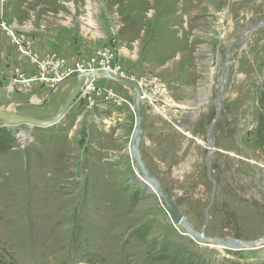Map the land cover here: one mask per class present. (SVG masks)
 <instances>
[{
  "label": "rangeland",
  "instance_id": "374dc122",
  "mask_svg": "<svg viewBox=\"0 0 264 264\" xmlns=\"http://www.w3.org/2000/svg\"><path fill=\"white\" fill-rule=\"evenodd\" d=\"M234 1L0 0V109L49 119L70 89L26 83L37 70L4 26L61 72L57 55L72 57L62 42L103 50L138 85L140 160L186 225L208 239H262L264 0ZM130 94L123 146L124 113L101 105L48 128L0 121V264H264V248L193 242L136 180Z\"/></svg>",
  "mask_w": 264,
  "mask_h": 264
},
{
  "label": "water",
  "instance_id": "95a60500",
  "mask_svg": "<svg viewBox=\"0 0 264 264\" xmlns=\"http://www.w3.org/2000/svg\"><path fill=\"white\" fill-rule=\"evenodd\" d=\"M68 78H75L76 83L73 86L72 90L69 92L68 96L65 98L63 104L60 106L57 113L52 118L49 119L34 118L28 115H24L22 113H18V112L11 113L0 109V121L5 126H10V125L16 126V125L24 124V125H28L31 128L33 127L48 128L56 124H59L62 120L65 119L69 109L71 108L72 104L75 103L79 95L85 89H88L89 84H91V82H93L95 79L109 80L124 87L128 91L134 90V93L132 95L134 127L131 131L128 140L129 150L134 158V161L138 165V168L140 170V175L146 181L145 188L148 194L153 195L158 199L160 205L168 214L171 222L175 226L182 228L186 232V235H188L191 238V240L197 244H204L210 242L217 244L223 248H227V246H229V248H227L229 250H242L243 248L256 250V249L264 248V238L253 242H241V241L233 240L235 242H233L232 245L231 242L232 239H219V238L208 239L205 238L202 234H198L197 232L193 231L192 229L188 231L187 227L185 226L186 223L185 219L181 215L179 209L170 200L166 192L151 176V174L147 171L144 164L140 160L139 138L142 129V115H141L142 98L138 89V85L133 80L124 78L123 76L116 75V73L103 68H97L84 73L72 72L69 74L67 79ZM208 209L209 208H207V210ZM207 210L205 212L206 220H207Z\"/></svg>",
  "mask_w": 264,
  "mask_h": 264
},
{
  "label": "crops",
  "instance_id": "0c3cea01",
  "mask_svg": "<svg viewBox=\"0 0 264 264\" xmlns=\"http://www.w3.org/2000/svg\"><path fill=\"white\" fill-rule=\"evenodd\" d=\"M62 44L67 45L68 49L67 50L63 49L59 51L63 53L68 51L70 52V54H72L71 59H69V61L66 64L62 62V59H63L62 56L57 55L58 60H60V62L63 65L62 72H69V71L74 70L77 64L81 66L82 64L90 63V62L96 61L97 59L105 60V58L108 57L107 53L100 49H95L94 51H91L90 54L86 55L84 50L81 47V44L75 45L67 41L62 42L61 45ZM104 54L105 56L103 57ZM124 73L126 72L124 71ZM65 81H66L65 88L69 89L70 87L69 89V92H70L76 83V79L68 78ZM130 96L131 94L127 89H125L124 87L112 81L105 80V79H95L93 82H91V84H89V88L85 89L79 95L78 99H76L75 103L72 104L70 113H73V112L75 113L78 110V108H81V106H83L84 104L89 105V107H92V106L98 107L99 105H101L102 110L113 109V113L111 114V116H114V118L118 115L117 112L121 110L124 113V120L122 121L123 124L121 123V125L118 126V129L115 130V132H117L116 133L117 138L114 139L115 140L114 142H116L117 146H123L124 140L126 139L130 131L129 114L126 111V106L124 105V104L129 105ZM114 99L116 101V104L119 103L117 104L118 107H115L114 105L113 107H111L112 100ZM105 101H108L109 102L108 105L110 106L107 107V103H105ZM100 112L103 113L102 111ZM96 117L100 118L98 115H96ZM103 117L101 118L104 119ZM107 130L111 131V126Z\"/></svg>",
  "mask_w": 264,
  "mask_h": 264
},
{
  "label": "built area",
  "instance_id": "2783aa9c",
  "mask_svg": "<svg viewBox=\"0 0 264 264\" xmlns=\"http://www.w3.org/2000/svg\"><path fill=\"white\" fill-rule=\"evenodd\" d=\"M4 30L8 33V35L12 38L13 42L17 45L19 52L23 56H28L33 67L37 70V74L34 77L29 80H25L26 83L40 82L41 84L56 85L57 83H60L63 80L65 81L69 74L72 72L84 73L95 69L91 67L92 64L90 62L82 64L81 66L77 64L75 66V69L72 71L61 72L58 70L59 63L54 56L47 57L46 59H39L36 55L29 56L30 54L23 41L19 44L20 41L16 39V36L14 35L13 31L6 29L5 26ZM104 56L105 54L103 55V57ZM100 61L102 62L100 68L107 69L109 71L112 70L107 58H105V60L100 59ZM141 98L143 99L142 96Z\"/></svg>",
  "mask_w": 264,
  "mask_h": 264
},
{
  "label": "bare ground",
  "instance_id": "6f19581e",
  "mask_svg": "<svg viewBox=\"0 0 264 264\" xmlns=\"http://www.w3.org/2000/svg\"><path fill=\"white\" fill-rule=\"evenodd\" d=\"M218 1V0H217ZM233 2H232V4L230 3V6L233 8L234 6H235V3H236V1H234V0H232ZM248 1H251V0H240L239 1V4H240V6L241 5H244L245 4V2H248ZM222 2V1H221ZM220 2V3H221ZM218 4H219V2H218ZM230 11V10H229ZM180 14V13H179ZM179 16V15H178ZM177 17V16H176ZM112 71V70H111ZM113 72V71H112ZM55 88V87H54ZM131 93H132V95H133V93H134V90H132V91H130ZM133 109V108H132ZM254 121V120H253ZM256 122V121H255ZM255 127V126H254ZM20 136L22 137V139H25L26 138V136L24 135V134H20ZM127 152L129 153V154H131L130 153V150H129V146L127 147ZM132 155V154H131ZM133 164H135L136 165V167H137V171H138V173H140V170H139V168H138V165H137V163L134 161V158H133ZM140 178V179H139ZM139 179V180H138ZM136 180L137 181H139L143 186H146L145 184H146V181L144 180V178H142V177H136ZM185 226L187 227V229H188V231H190L191 230V228L190 227H188L187 225H186V223H185ZM231 242H232V245H233V242H235V241H233V240H231ZM227 248H229V246H227ZM231 248V247H230Z\"/></svg>",
  "mask_w": 264,
  "mask_h": 264
}]
</instances>
